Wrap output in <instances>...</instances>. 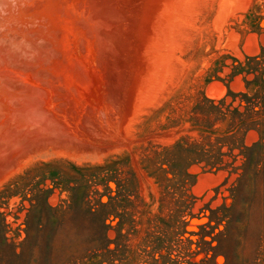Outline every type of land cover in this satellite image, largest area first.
<instances>
[{"label":"rangeland","instance_id":"obj_1","mask_svg":"<svg viewBox=\"0 0 264 264\" xmlns=\"http://www.w3.org/2000/svg\"><path fill=\"white\" fill-rule=\"evenodd\" d=\"M261 45L264 0H0V264H264V166L161 161Z\"/></svg>","mask_w":264,"mask_h":264},{"label":"trees","instance_id":"obj_2","mask_svg":"<svg viewBox=\"0 0 264 264\" xmlns=\"http://www.w3.org/2000/svg\"><path fill=\"white\" fill-rule=\"evenodd\" d=\"M226 66L229 68L227 79L230 81L239 76L243 89L228 91L218 99L203 96L202 101L193 106V111L198 114L195 125L199 138L189 145L175 142L163 149L161 161L172 171L178 169L179 174H186L192 164L209 170L230 167L228 175L237 173L236 179H240L249 174L248 167L264 166V45L258 52L245 54L242 59L233 57ZM227 95L231 96L229 101H226ZM216 123H222L220 131ZM251 134L254 139L247 141ZM173 154H180L183 161H177L176 157L170 159ZM237 160L239 164H236Z\"/></svg>","mask_w":264,"mask_h":264}]
</instances>
